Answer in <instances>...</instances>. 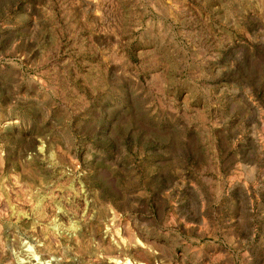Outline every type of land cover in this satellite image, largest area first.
<instances>
[{
    "label": "rangeland",
    "instance_id": "obj_1",
    "mask_svg": "<svg viewBox=\"0 0 264 264\" xmlns=\"http://www.w3.org/2000/svg\"><path fill=\"white\" fill-rule=\"evenodd\" d=\"M92 1L0 0V264H264V0Z\"/></svg>",
    "mask_w": 264,
    "mask_h": 264
},
{
    "label": "bare ground",
    "instance_id": "obj_2",
    "mask_svg": "<svg viewBox=\"0 0 264 264\" xmlns=\"http://www.w3.org/2000/svg\"><path fill=\"white\" fill-rule=\"evenodd\" d=\"M90 1L93 2L92 0H90ZM88 3H89V2H88ZM88 3H87V4H88ZM90 5H91V4H90ZM90 5H89V6H90ZM83 6H84V5H83ZM87 7H88V6H87ZM93 7H94V6H93ZM85 8H86V7H85ZM88 8H89V7H88ZM259 147H260V146H259Z\"/></svg>",
    "mask_w": 264,
    "mask_h": 264
}]
</instances>
